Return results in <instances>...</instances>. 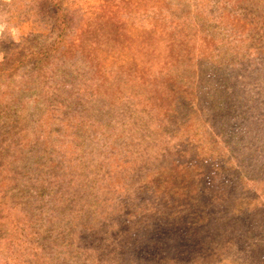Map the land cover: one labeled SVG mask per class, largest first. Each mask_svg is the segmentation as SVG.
<instances>
[{
    "label": "rangeland",
    "instance_id": "1",
    "mask_svg": "<svg viewBox=\"0 0 264 264\" xmlns=\"http://www.w3.org/2000/svg\"><path fill=\"white\" fill-rule=\"evenodd\" d=\"M256 123L264 0H0V264H264Z\"/></svg>",
    "mask_w": 264,
    "mask_h": 264
},
{
    "label": "trees",
    "instance_id": "2",
    "mask_svg": "<svg viewBox=\"0 0 264 264\" xmlns=\"http://www.w3.org/2000/svg\"><path fill=\"white\" fill-rule=\"evenodd\" d=\"M59 31V29L57 30ZM62 34H63V31L60 29V32H58V35H57V40L54 42V46L57 44V45H61V44H66L64 38H61L62 37ZM73 38H75V33L73 34L72 36ZM46 52L48 53V50H46ZM46 52L44 54L41 55L42 58H44V61H46V59H49V56H47ZM12 69V68H11ZM38 71H43V68H38ZM250 121L253 123V121L250 119ZM254 124V123H253ZM258 124V125H257ZM257 125V130L259 133L262 131L264 132V129L262 130V127L264 128V124H259V123H256Z\"/></svg>",
    "mask_w": 264,
    "mask_h": 264
}]
</instances>
